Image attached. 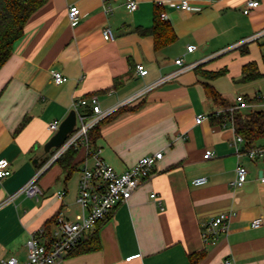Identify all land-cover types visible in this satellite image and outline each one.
<instances>
[{"label":"crops","instance_id":"1","mask_svg":"<svg viewBox=\"0 0 264 264\" xmlns=\"http://www.w3.org/2000/svg\"><path fill=\"white\" fill-rule=\"evenodd\" d=\"M126 1L108 0L111 12L105 13L101 0H46L29 17L0 68V160L10 163V174L0 179V260L25 259L32 232L41 227L47 232L45 222L57 211L70 219L78 212L80 170L92 162L82 146L68 177L53 162L37 178L39 196L17 191L38 169L32 158L52 134L48 124L62 120L73 100L94 94L101 109L117 106L94 145L107 163L122 172L141 156L163 155L151 176L82 240L96 231L99 249L71 253L63 264H189L188 253L201 250L205 253L196 264H224L227 257L235 264H264V183L259 181L264 158H244L246 181L231 188L237 164L234 130L212 124L213 116L194 120L198 113L220 108L206 97L205 82L231 103L239 94L264 98V0L247 14L246 0H188L194 11L177 7L182 0H161V6L158 0H136L135 10ZM71 4L81 12L74 25L67 15ZM157 7L177 38L155 51L152 36L136 28L150 26ZM104 26L112 29L113 40L103 38ZM190 44L195 48L187 51ZM178 57L194 65L143 91L176 71ZM248 62H255L262 75L237 81ZM137 63L145 66L146 75L135 72ZM197 66L225 72L208 79ZM53 70L66 81L55 84ZM207 149L213 155L204 159ZM197 177L206 181L192 184ZM152 192L159 201L150 197ZM229 210L234 215L227 234L214 245L205 244L201 224ZM258 217L261 224L252 226Z\"/></svg>","mask_w":264,"mask_h":264},{"label":"built area","instance_id":"2","mask_svg":"<svg viewBox=\"0 0 264 264\" xmlns=\"http://www.w3.org/2000/svg\"><path fill=\"white\" fill-rule=\"evenodd\" d=\"M101 1L102 10L105 13L111 12V7L106 4L108 0ZM204 1L209 2L211 0ZM156 3L159 6L163 4L161 0H158ZM125 4L129 10H135L137 8L136 0H127ZM258 4L259 0H246L243 5V13H249L251 8L256 7ZM176 6L188 11L197 10L188 0H182ZM67 15L72 25L78 23L81 18L79 7L76 4H71L68 7ZM160 16L164 19L166 18V14L163 11L160 13ZM102 36L105 40L114 39L113 31L109 26L102 28ZM194 48L195 45L191 44L186 47L187 51H192ZM174 62L179 66L176 71L161 76L145 86L143 91H147L166 82L178 73L194 65H185L182 57L176 58ZM147 71L143 64H136L135 72L138 75L144 76L147 74ZM51 74L55 84H61L67 79L58 70H53ZM137 96L135 95L133 97L135 98ZM133 97L121 102L119 105L128 103ZM87 108L90 109V112H87ZM116 108L117 106L106 110L101 109L98 98L94 94L73 100L72 109L76 113L75 130L66 138L62 145L50 152L45 163L37 169L33 176L17 192H24L28 196H39L42 193L37 184L39 174L49 164L53 163L68 147L82 146L85 148L87 155L92 157V162L91 164H85L80 170L76 197L79 210L72 219L66 217L62 211H57L54 217V229L50 233H47L44 227H41L30 234L26 240L27 255L25 259L18 260L16 257L11 256L6 259H1L0 264H63L64 259L80 245L86 234L91 232L98 222L106 218L118 204L126 202L134 190L151 176L156 162L163 155L162 151L141 156L130 168L118 172L101 157L100 148L95 147L93 151L89 149V129L115 111ZM247 109H264V101H247L243 95L239 94L235 96L234 102L231 104L215 109L211 114L198 113L194 117L195 122L200 123L203 120L209 119L211 116H223L224 121L221 126H229L234 130L232 145L237 157V164L235 167V176L228 182L229 186L233 189L241 187L246 181L247 169L243 165L244 158H264V144L244 148L245 141L243 137L236 133L234 129L231 118L232 114L236 110ZM59 122L60 120L50 122L47 127L48 130L54 132ZM212 155V150L207 149L203 153V158L207 159ZM9 165V160L5 158L0 160V179L10 174ZM205 181V177H197L191 183L197 185ZM259 181L264 183V172L259 176ZM64 194L65 191L62 190L58 192L57 196L61 199ZM150 197L159 201L158 196L154 192L150 194ZM233 215L234 211L229 210L219 213L207 222H203L201 224V237L203 242L210 245L216 244L220 236L227 234ZM261 222V217H258L252 220L251 225L255 227L260 225ZM224 264L235 263L231 257H227L224 260Z\"/></svg>","mask_w":264,"mask_h":264},{"label":"trees","instance_id":"3","mask_svg":"<svg viewBox=\"0 0 264 264\" xmlns=\"http://www.w3.org/2000/svg\"><path fill=\"white\" fill-rule=\"evenodd\" d=\"M46 0H0V68L8 59L12 52L13 43L23 34L24 26L29 17L41 7ZM161 9L157 7L153 14V22L148 27L136 28L141 35H151L153 38V48L158 51L174 42L177 38L171 24L160 16ZM202 75L208 79L215 78L225 72V70L204 71L196 67ZM262 73L258 70L255 62H248L242 66L241 76L237 81L248 82L259 78ZM205 95L214 104L225 107L231 102L227 101L213 86L209 83L203 85ZM247 101L260 102L264 98L256 97ZM86 110V109H85ZM87 112L90 109L87 108ZM116 112H113L93 125L88 131L89 149H95V141L100 135L101 126L109 121ZM234 129L244 139V148L257 145L264 139V109L236 110L232 116ZM212 124L221 125L224 121L223 116H215L210 119ZM80 147H68L54 162H58L63 168L66 177H68L76 168L77 156ZM47 157L36 168L41 167ZM55 217V216H54ZM54 217L45 222L47 233H50V224L54 222ZM100 242L96 231H93L80 245L72 252H91L99 249ZM204 251L188 253L189 264H196L203 257Z\"/></svg>","mask_w":264,"mask_h":264},{"label":"water","instance_id":"4","mask_svg":"<svg viewBox=\"0 0 264 264\" xmlns=\"http://www.w3.org/2000/svg\"><path fill=\"white\" fill-rule=\"evenodd\" d=\"M76 113L70 109L67 115L60 120L57 129L52 132L50 137L41 145L40 151L32 158L36 164L41 163L53 149L58 148L66 138L75 130Z\"/></svg>","mask_w":264,"mask_h":264}]
</instances>
